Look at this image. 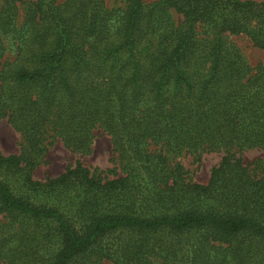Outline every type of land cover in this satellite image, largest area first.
Segmentation results:
<instances>
[{"label": "trees", "instance_id": "trees-1", "mask_svg": "<svg viewBox=\"0 0 264 264\" xmlns=\"http://www.w3.org/2000/svg\"><path fill=\"white\" fill-rule=\"evenodd\" d=\"M124 1L0 0V119L24 141L0 152V264H264V162L232 153L264 146V64L229 41L264 53L262 6ZM96 129L118 173L32 178L54 139L85 155ZM181 151L224 156L198 184Z\"/></svg>", "mask_w": 264, "mask_h": 264}, {"label": "rangeland", "instance_id": "rangeland-1", "mask_svg": "<svg viewBox=\"0 0 264 264\" xmlns=\"http://www.w3.org/2000/svg\"><path fill=\"white\" fill-rule=\"evenodd\" d=\"M61 1L63 0H58V2ZM151 1L144 0L145 3ZM250 1L261 5L264 11V0ZM105 5L108 8H124L125 1L105 0ZM172 14L175 20H181V17L173 13V11ZM21 19L22 11L19 12V21ZM229 41L235 44L250 66L255 67L259 64H264L263 51L254 46L247 37L232 35L229 36ZM23 145L24 141L21 135L5 119H0V152L5 156L11 154L18 155L21 153ZM151 149L154 150V147H151ZM232 153L241 160L244 166H247L251 170V173L252 169L255 171V174L260 172L256 161L261 160L262 163L264 162V146L242 149L233 151ZM223 156V151H205L200 153L199 157H195V155L186 151H181L176 156L171 155L170 159L172 164L179 163L183 167L188 182L205 184L209 179L211 169L219 164ZM77 161L89 169L97 168L104 173H107L108 170H114L116 173L119 172V159L112 146L111 138L102 130L96 129L90 152L85 155L66 147L60 139H54L51 145L47 147L38 164L33 168L32 178L39 182H43L45 178H54L64 172L68 166H73ZM108 176L109 178L113 177L112 174H108ZM4 221L0 215V223Z\"/></svg>", "mask_w": 264, "mask_h": 264}]
</instances>
